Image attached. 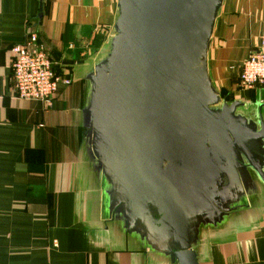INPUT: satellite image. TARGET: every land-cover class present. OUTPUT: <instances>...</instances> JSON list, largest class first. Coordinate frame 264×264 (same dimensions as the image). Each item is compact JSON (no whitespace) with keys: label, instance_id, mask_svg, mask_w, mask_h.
<instances>
[{"label":"water","instance_id":"water-1","mask_svg":"<svg viewBox=\"0 0 264 264\" xmlns=\"http://www.w3.org/2000/svg\"><path fill=\"white\" fill-rule=\"evenodd\" d=\"M224 2L118 0L79 111L109 220L178 264H199L204 236L264 188V104L229 102L210 75Z\"/></svg>","mask_w":264,"mask_h":264},{"label":"crops","instance_id":"crops-1","mask_svg":"<svg viewBox=\"0 0 264 264\" xmlns=\"http://www.w3.org/2000/svg\"><path fill=\"white\" fill-rule=\"evenodd\" d=\"M118 0H0V264H178L124 236L80 145L85 77L102 58ZM32 25L62 83L50 104L15 98L11 48ZM264 33V0H225L209 70L231 100L264 104L239 75ZM254 107L252 106L251 109ZM264 114V110H263ZM199 264H264V188L204 236Z\"/></svg>","mask_w":264,"mask_h":264},{"label":"built area","instance_id":"built-area-1","mask_svg":"<svg viewBox=\"0 0 264 264\" xmlns=\"http://www.w3.org/2000/svg\"><path fill=\"white\" fill-rule=\"evenodd\" d=\"M28 29L24 42L10 50L14 96L18 100L48 105L60 91V85H69L70 81L55 72L47 47L40 41L32 25ZM239 80L241 89L245 91L252 92L264 87V33L259 47L244 61Z\"/></svg>","mask_w":264,"mask_h":264},{"label":"rangeland","instance_id":"rangeland-1","mask_svg":"<svg viewBox=\"0 0 264 264\" xmlns=\"http://www.w3.org/2000/svg\"><path fill=\"white\" fill-rule=\"evenodd\" d=\"M218 90H219V92L221 93V95H222L223 98H226L229 102H232L231 97H230L227 93L223 92V91L220 90V89H218ZM243 112H244V111H243ZM259 189L262 190L263 187L260 185V186H259ZM260 190H259V191H260Z\"/></svg>","mask_w":264,"mask_h":264}]
</instances>
